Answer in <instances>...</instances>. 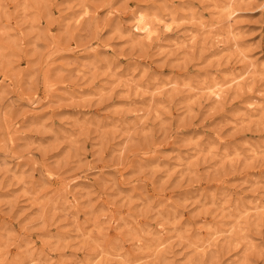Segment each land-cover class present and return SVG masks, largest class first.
Returning a JSON list of instances; mask_svg holds the SVG:
<instances>
[{
  "label": "rangeland",
  "instance_id": "rangeland-1",
  "mask_svg": "<svg viewBox=\"0 0 264 264\" xmlns=\"http://www.w3.org/2000/svg\"><path fill=\"white\" fill-rule=\"evenodd\" d=\"M0 264H264V0H0Z\"/></svg>",
  "mask_w": 264,
  "mask_h": 264
},
{
  "label": "bare ground",
  "instance_id": "bare-ground-1",
  "mask_svg": "<svg viewBox=\"0 0 264 264\" xmlns=\"http://www.w3.org/2000/svg\"><path fill=\"white\" fill-rule=\"evenodd\" d=\"M138 22H139L138 27H139L140 31H142L143 35H145L147 38H149L151 36V34L153 33V30L150 28L148 23H146L145 20H143L142 18L139 19ZM212 95H214L215 98H217V99H218V97H220L219 92L212 91Z\"/></svg>",
  "mask_w": 264,
  "mask_h": 264
}]
</instances>
